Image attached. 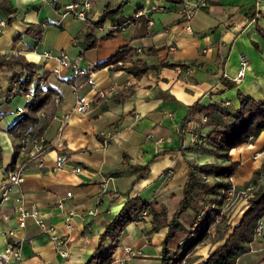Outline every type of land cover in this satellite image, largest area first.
Masks as SVG:
<instances>
[{
  "label": "crops",
  "instance_id": "1",
  "mask_svg": "<svg viewBox=\"0 0 264 264\" xmlns=\"http://www.w3.org/2000/svg\"><path fill=\"white\" fill-rule=\"evenodd\" d=\"M72 1L0 0V55L23 56L40 66L45 84L57 90L52 122L40 141L32 142L45 121L42 117L31 129L33 135H27L26 144L31 143L27 152L15 160L7 130L28 98L2 102L8 72L0 70V255L13 245L22 255L21 264H84L98 246L105 223L129 198L140 196L173 209L188 163L210 160L199 155L198 144L209 130L201 117L195 116L180 131L187 108L198 102L233 112L239 107L238 90L264 101V39L256 31V24L264 29V0L258 8L255 0H91L86 21L62 17ZM185 3L198 5L187 22ZM11 9L14 13L9 16ZM108 10L105 23L94 31L96 47L84 50L89 27ZM41 25L44 33L38 40L28 30ZM109 32L113 36L104 38ZM125 45L136 49L134 60L148 65L184 66L160 67L140 79L124 70L95 69ZM45 51L52 57H44ZM63 52L69 53L72 64L57 74L56 57ZM241 58L248 60L249 67L235 83L232 78ZM74 69L92 75H75ZM228 82L236 86L229 88ZM113 86L117 87L110 90ZM105 90L107 95L99 97ZM77 99L90 103L85 112L76 110ZM263 143L243 144L231 151L252 153ZM37 145L44 148L42 166L30 155ZM124 154L130 165H149L148 174L138 178L123 165ZM61 156L66 161L56 169ZM13 162L25 166L26 180L4 201L5 171ZM248 177L249 173L242 180ZM18 196L37 205L49 232H43L33 218L24 228L19 226L14 210ZM152 218L128 226L112 264H161L167 228L153 232ZM127 247L140 254L128 259Z\"/></svg>",
  "mask_w": 264,
  "mask_h": 264
},
{
  "label": "trees",
  "instance_id": "2",
  "mask_svg": "<svg viewBox=\"0 0 264 264\" xmlns=\"http://www.w3.org/2000/svg\"><path fill=\"white\" fill-rule=\"evenodd\" d=\"M110 12V10L105 12L89 27L84 36L86 40L84 50L96 47L98 38L94 31L105 23ZM7 13L11 16L14 11L11 9ZM30 31L40 40L44 27L42 25L31 26L28 33ZM256 31L264 39V29L258 24H256ZM111 36L113 33L109 32L104 38ZM21 38L22 36L19 37ZM252 45L259 51L255 42H252ZM135 54L134 47L122 46L109 59L98 63L95 69L124 70L140 79L150 70L160 67L184 66L169 62L148 65L142 60H134ZM127 63L133 64L126 66ZM2 69L8 72L4 74L7 75L8 86L4 89L5 97L2 102L10 103L16 96L28 98L25 107L18 114L17 121L7 130L12 139L16 160L21 152H27L31 145V143L26 144L27 135L32 133L31 129L40 123L42 117L45 121L35 130L32 142L40 141L46 128L52 122L56 111L53 100L57 95V90L52 85L45 84L42 68L29 62L23 56L6 58L0 55V70ZM227 86L232 88L236 84L228 82ZM126 96L128 94L122 95V98ZM237 98L239 107L233 112L223 109L219 104L202 106L198 102L187 108L180 131L183 133L187 122L195 116L201 117L200 119L205 118L203 125L209 127V130L201 137L202 143L200 144L209 147L212 161L188 163V175L181 184L180 197L171 210L164 204L150 202L140 196L129 198L120 211L105 223V230L100 235L98 246L84 264H112L125 230L129 225L140 220L144 210H148L153 217V232L167 228L161 244V264H180L185 256L208 237L210 229L215 226L217 216L221 213L227 194L232 189L231 178L240 164L232 160L231 150L243 144H252L264 130V101L246 96L240 90L237 91ZM42 111H44L43 116L39 114ZM262 152H264V147ZM1 156L2 147L0 145V158ZM123 158V165L136 172L138 178H143L145 174H148L149 165L133 166L130 165L127 154H124ZM14 162L9 168L14 167ZM259 175L263 176V180L247 198L246 209L239 221L230 228V232L224 239L222 237L223 241L209 251L205 258L198 262L194 261L192 264H236V260L249 251L258 221L264 215V162L253 172L250 181L244 184V188L250 187V184L255 185ZM189 213L192 219L189 227L186 228L181 223V218ZM180 233H184V236L179 242Z\"/></svg>",
  "mask_w": 264,
  "mask_h": 264
},
{
  "label": "built area",
  "instance_id": "3",
  "mask_svg": "<svg viewBox=\"0 0 264 264\" xmlns=\"http://www.w3.org/2000/svg\"><path fill=\"white\" fill-rule=\"evenodd\" d=\"M262 4V0H255V7L258 8ZM92 8L91 0H74L64 7L62 17H71L75 21H86L88 19V13ZM198 8L197 4L185 3V9L183 18L185 21H189L196 9ZM264 13V10L263 12ZM44 57L51 58V53L49 51L44 52ZM57 67L54 68V72L60 74L62 68H70L72 64V58L69 53L63 52L59 56L56 57ZM249 67L248 60L246 58H241L239 60L238 69L236 75L232 78L235 83H239L241 78L245 75ZM75 75H85L92 73H88L83 69H74ZM117 86H113L110 90L115 89ZM109 90L102 91L99 97L104 98ZM89 102H83L81 99H77L76 110L78 112H85L89 108ZM202 121H205V118H202ZM62 146L61 143L58 144ZM43 146L40 145L36 147V151L31 152L30 155L33 159H35L40 166L43 165ZM66 161V157L61 156L57 160L56 169H61L63 163ZM80 168H76V172H79ZM5 183L3 185V200L7 201L10 199L11 193L26 180L25 166L20 164H15L13 168H8L6 171ZM67 196H71V193H68ZM14 210L18 216V222L20 227L26 226V221L28 218H33L37 225L42 229L43 232H49L51 228H49L42 217L38 207L36 204L28 205L23 196H18L14 199ZM63 205V201L59 203V206ZM151 214L148 210H144L141 214V218L139 221L149 220L151 218ZM7 219V218H5ZM125 252L128 255V259L136 254H140L139 251L135 252L132 248H125ZM127 259V260H128ZM22 255L20 251L15 248L13 245H8L2 255H0V264H21ZM121 264H126L125 262H121Z\"/></svg>",
  "mask_w": 264,
  "mask_h": 264
},
{
  "label": "rangeland",
  "instance_id": "4",
  "mask_svg": "<svg viewBox=\"0 0 264 264\" xmlns=\"http://www.w3.org/2000/svg\"><path fill=\"white\" fill-rule=\"evenodd\" d=\"M263 141L264 134L261 136L260 133L251 145H254L255 143L260 144ZM263 147L264 143L259 149L252 153L236 154L234 151L230 152L231 158L236 159V161L240 163L235 175L231 178L232 189L227 194L221 213L217 216L215 226L210 229L208 237L187 256H185L180 264H192L194 261L198 262L205 258L209 251L213 250L223 241L224 237L230 232V228L239 221L242 213L246 209L247 198L263 180V176L259 175L255 185L250 184V187L244 188V184L250 181L253 172L260 168L264 162V152H262ZM198 150L200 152L199 155L203 156V158L209 157L210 160L208 162L212 161L208 146L200 144L198 145ZM206 162L207 161L201 163ZM248 173V179L242 180V178L248 175ZM174 206L175 204L172 205V208ZM191 219L192 215L189 213L185 217L181 218V223H183L184 227L188 228L191 223ZM183 236L184 233L179 234V242ZM236 264H264V215L258 221V225L255 230V237L249 245V251L240 256L236 260Z\"/></svg>",
  "mask_w": 264,
  "mask_h": 264
}]
</instances>
